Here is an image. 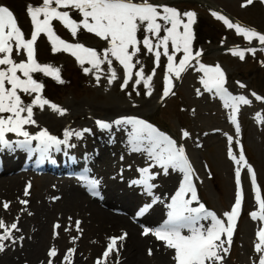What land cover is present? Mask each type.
Returning <instances> with one entry per match:
<instances>
[{
	"label": "snow or ice",
	"instance_id": "6c2138e0",
	"mask_svg": "<svg viewBox=\"0 0 264 264\" xmlns=\"http://www.w3.org/2000/svg\"><path fill=\"white\" fill-rule=\"evenodd\" d=\"M252 3L253 0H243L242 6ZM73 10L79 14V19L73 17L71 14ZM26 12L32 25L30 36L27 38L14 12L7 5L0 4V147L10 150L16 147L24 148L29 153H39L40 159H45L50 158L49 153L52 150L60 151L61 145L73 147L70 143L71 137L80 138L85 133L91 132L88 128L79 131L65 128L63 139H60L51 134L47 128L41 127L35 133L28 131L26 126H38L34 118L35 107L43 110L48 106L60 115L68 111L67 108L44 97L42 95L44 83L34 78L33 74L39 72L57 82H64L60 67L38 60L36 44L41 34L47 38L52 53L63 51L71 54L81 65L83 72H91L95 76L97 83L104 72L102 66L106 65L109 73L106 77L108 84L111 85L120 79V88L125 90L131 82V87L137 96L141 95L140 86L144 89V95L150 97L153 94L154 77L162 56L166 58V64L161 101L175 94L173 91L175 81L181 79L182 74L189 68L199 71L201 73L199 80L203 89L224 101L225 106L231 111L230 119L235 124L236 132H240L237 115L241 105H251L253 101L244 94L234 95L229 91L226 87V71L219 63L212 65L201 62L203 49L193 47L196 35L194 25L198 16L196 11H182L155 0H42L38 5H27ZM211 15L222 21L226 28L242 36L249 45L256 40L259 50L264 51V32L234 22L220 11L213 10ZM54 21H59L70 32L73 41H76L79 32L86 31L105 41L106 47L98 51L95 47L87 46L82 42L62 38L54 27ZM228 51L243 61L246 53L255 56L258 48L234 46ZM20 56L23 58L16 59ZM141 56L151 57L153 67L149 72L145 71ZM113 61L121 66L122 77L118 76ZM261 63L264 64V61ZM236 83L241 88L246 87L241 81ZM126 94L129 98L132 97V92ZM23 95L32 99L26 103ZM196 95H202L200 89H196ZM250 95L255 100L264 102V96L255 91ZM133 104H135L134 100ZM256 116L259 122L264 123V116L261 113L257 112ZM95 123L102 130H110L113 125L131 126L128 141L132 150L146 152L152 162L139 168V178L130 181V184L140 186L144 192L153 196L152 203L144 204L136 213L137 216H143L152 204L160 199L152 192L157 187L154 181L160 172L167 175L171 169L182 173L179 186L171 195L170 203L167 204V218L157 227H143L141 232L143 236L151 234L158 241L163 242L165 249L172 252L173 264H226L225 258L230 253L244 198L241 167L246 168L250 173L259 208L258 211L250 212V216L254 220L264 222V198L257 183L256 171L246 159L242 145L239 156L229 149V155L236 164L234 203L229 210L218 215L215 210L209 209L201 202L196 184L199 177L185 146L178 143L177 139L148 120L135 115H121L112 121L96 119ZM9 134L22 139L13 141L9 139ZM190 135L189 131L182 130V137L187 138ZM228 140L231 142L233 137L228 136ZM33 141L36 142L35 146ZM154 166H158L160 171H152ZM99 184L100 181L97 179L89 181L93 195H99L97 190ZM30 188L29 182L24 190L25 196L29 195ZM19 203L27 205L29 201L22 199ZM10 204L11 201H3L0 207L7 211ZM18 222L19 217L10 224L0 217V252L10 243L15 244L17 239L23 240L22 236L15 235V232L20 231ZM53 227L58 229L59 222ZM75 228L78 232L81 231L79 220L75 221ZM65 231H69V228H65ZM55 235L59 233L54 232ZM127 236V231H122L120 235L108 237L106 249L100 257H97L95 264H108L110 254L115 255L116 264H119L120 249L117 243L121 242L122 247V242ZM256 236L258 242L254 244V250L260 255L258 261H254L253 264H264V226L258 228ZM77 238L72 237V240ZM147 251L149 255L153 254L151 248ZM58 252V248L52 246L47 253L46 264H53V258ZM74 252V248H68L62 256V264H72ZM40 264L45 262L41 261Z\"/></svg>",
	"mask_w": 264,
	"mask_h": 264
},
{
	"label": "rangeland",
	"instance_id": "374dc122",
	"mask_svg": "<svg viewBox=\"0 0 264 264\" xmlns=\"http://www.w3.org/2000/svg\"><path fill=\"white\" fill-rule=\"evenodd\" d=\"M19 1L22 2L24 0ZM26 1H30L34 6L42 3V0ZM0 2L10 4L11 7L13 6L19 18H21V24L19 23V26L24 28L27 31V35L30 36L32 25L28 14L25 12L26 7L24 9H18L11 0H0ZM155 2L167 3L182 11L188 10L186 8L187 5L180 6L178 4L183 2L196 4L195 7L199 9L201 13L206 11L205 16L209 19H216L211 15V11L216 10L228 15L234 22H240L241 24L248 25L264 32V2H262V0H253V3L247 6H242L243 0H155ZM173 3L176 5H173ZM71 14L76 19L80 18L75 10H73ZM216 20L219 21L218 19ZM219 22H221L222 25L218 23L215 24V27L213 26L211 28L209 26L206 33L199 35L197 34V16V22L194 25L196 35L193 41V47L194 49H203L201 62L212 65L219 63L223 67L227 74L226 87H228L230 92L234 95L244 94L252 99L253 103L251 105H241L237 115L240 124L239 133L236 132L235 124L230 119L231 111L225 106L224 101L216 99L212 93L203 89L199 80V76L201 75L199 71L189 68L182 74L181 79L175 81V87L173 89L175 94L169 95L161 101L160 96L162 94L163 73L166 64V58L163 56L161 57L160 66L156 69L153 94L150 97L144 95V89L140 86L141 95L137 96L135 90L131 87V82L129 87L125 90H121L120 88V79H117L109 85L106 78L109 74L106 65L102 66L104 72L101 74L99 83H97L95 76L91 72H83L81 65L77 63L76 59L71 54L63 51L52 53L50 44L43 34H41L37 40V42L42 43L44 46V50L40 54V62L51 63L54 66L60 67L63 80H67L68 76L70 77L73 68L79 71H77V75L79 76L77 79H74L76 91L73 92L68 89L66 91L62 90V92L56 95L55 99H50L44 92V89L42 91L44 97L68 109L64 115L66 116L65 120L72 121L70 124L71 126L81 127V129L84 127H93L95 126L96 119L117 118V116L121 114L140 115L142 118H148L158 123L184 141L188 156L195 160L202 171L206 161L209 163V167H211L214 173V178L211 180L208 174L204 173L203 182L199 180L200 194L202 201L207 204V207L215 210L218 215L223 211L229 210L235 198L234 173L236 164L229 155V149L239 156L241 148L237 142L241 141V138V145H245L247 149L246 152L243 151L245 157L255 169L260 184L264 187V123L259 122L256 116L257 112L264 116V102L257 101L250 95L252 91H255L259 95L264 96V68H262L264 64L261 63V61H264V51L259 50L256 40H253L252 44L249 45L242 36L237 35L234 30L226 28L222 21ZM53 23L57 33L62 38L73 41L70 32L59 21H54ZM222 31H225L226 34L219 35ZM76 41L82 42L87 46L95 47L98 51L106 47L105 41L86 31L79 32ZM221 41H223V43H221ZM234 46H257L258 51L255 56L246 53L245 59L241 61L228 51L229 48ZM45 49L49 50L52 56H56L53 57L55 60H53L52 57H48V53H46ZM22 58L23 56L16 57L18 60ZM140 58L144 63L145 71L149 72L153 67L151 57L141 56ZM85 66L88 65L85 64ZM113 66L116 67L118 76L122 77V68L118 65V62L113 61ZM33 75L39 80H43V78L40 77H46V75L39 72ZM236 81L243 82L246 87L241 88ZM196 89H200L202 95H196ZM127 92H132L131 98L126 94ZM23 98L26 103L32 99V97L27 95H23ZM133 100L135 104H133ZM147 102L150 103V106H144ZM109 106H114L120 111H117L114 115H104L101 110ZM42 111H49L53 116H64L53 111L50 107L45 106L43 110H40L38 107L34 108V118L38 119L37 116ZM38 123H40L39 120ZM47 126H53V128L50 129L53 132L60 130L57 129V124H47ZM26 127L29 130V126ZM33 127L35 130L39 128L32 125V128ZM32 128L31 130H33ZM182 130L189 131L191 135L187 138L182 137ZM230 133L236 135L239 141L233 138V140L229 142L228 136H232ZM112 136L120 138L119 134H112ZM9 137L14 139L16 136L9 134ZM93 141L94 140L90 139L89 142L93 143ZM188 141L195 144L194 148L187 145ZM241 171H243L245 175L247 201L243 213L238 217L230 253L225 258L226 264H253L254 261H258L260 255V253L254 250V244L258 242L256 232L260 225L259 220H254L250 216V212L257 210L258 203L254 199L248 170L246 169L244 171L241 167ZM116 172L118 171L115 170V172H110V175L116 174ZM6 177L8 176H4L1 180L6 181L10 179V177ZM32 183L34 187L32 197L34 198L36 195L35 190H39L40 193L42 192V181L35 180L32 181ZM0 189L1 194L2 188ZM46 190L50 192V195L56 194L57 191H62L60 189L52 190L51 185H47L45 191ZM37 199L38 203L42 204L45 203L44 201H47L43 196ZM121 204L113 203V206H120ZM6 212L9 211L7 210ZM55 214L56 213H45L40 216L39 214L28 212L29 218H38V221L32 222L30 227L34 230L37 227L40 230L41 226L38 224L41 222L44 225L46 221L48 225H52V222L58 218ZM2 218L4 220L6 219L4 217ZM246 228L250 229V231L247 232ZM23 235H27V232L24 230ZM51 247L52 246L48 247V251ZM104 249V246H99L97 253H95L93 257H100ZM7 256L8 255L0 256V264H2ZM83 257H85V254ZM112 259H114V255ZM58 260H60V258ZM83 261L88 263L90 261L91 264L94 260L93 258H89V260L86 259ZM31 264H36V262L33 261Z\"/></svg>",
	"mask_w": 264,
	"mask_h": 264
},
{
	"label": "bare ground",
	"instance_id": "6f19581e",
	"mask_svg": "<svg viewBox=\"0 0 264 264\" xmlns=\"http://www.w3.org/2000/svg\"><path fill=\"white\" fill-rule=\"evenodd\" d=\"M144 106H150V103L147 102ZM117 111L120 110L114 106H109L101 110L104 115H114ZM37 118V122L38 120L40 121L37 126L39 127L38 129L43 127L52 131L50 129H52L53 126L50 127L47 126V124H57V129H62L63 132L65 128L73 130V126L70 125L72 121L65 120V115L58 117V115L53 116L49 111H42ZM113 118L114 117L107 119ZM28 126L29 130H31L32 125ZM122 138L123 140L126 139V137L120 136V141ZM76 139L77 137L75 136L70 138V143L73 146L78 142ZM107 139L109 140L108 137ZM103 141L106 142L105 139ZM109 142L111 143V140H109ZM104 146L105 148H111L109 143L104 144ZM123 146L128 150L132 149L126 140H124ZM124 147H121L122 149H115V155L124 152ZM66 148L69 147L65 145L64 150H66ZM112 151L113 150H110L108 152L112 153ZM94 155L95 154H92L91 156L93 157ZM129 155L132 156L134 154ZM60 156H63V154H60ZM2 157H4L3 154ZM147 157L148 156H146V158ZM95 158L101 157L96 156ZM139 158L140 163H142L143 158ZM137 161H139V159H137ZM128 162H130V160H128ZM49 165L55 166V162L50 161ZM135 166L136 165H134V167ZM48 170L49 171H46L45 174L50 175L53 170ZM94 170L96 169L94 168ZM198 170L200 171L199 167ZM109 171L115 172L113 168L109 169ZM128 175H130V173H128ZM26 177L27 176H16L0 183V188H2L0 204H2L3 201H11L8 209L9 212L4 211V209L0 207V217L6 218L5 220H7L6 222L9 224L16 217H19L18 227L20 231L15 232V235L17 237H23L22 241L17 239L15 244L10 243L4 251L0 252V256L8 255L2 264H31L33 261H35L36 264H40L41 261L47 262L48 247L50 246H56L59 250L58 255L53 258L54 264H62V256L70 247L75 249L72 256L73 264H90V261L88 263L83 260L93 258L95 261V257L93 256L97 253L99 246H105L108 243V237L120 235L122 231H127L128 236L122 242V247L121 242L117 243V246H120L119 264H173L171 258L172 252L171 250L165 249L163 242L158 241L151 234L148 236L141 235L143 228H138L127 219L130 218V215L134 216V219H138L139 216H137L136 213L143 207L141 205L144 202L141 203V207L135 208L134 211L131 210V207L142 201H145V203H152L153 200L152 195H150L151 197H145L148 193L136 191L125 184L127 177L116 178L113 175H109L107 182H101L102 192L106 194L104 199L98 195H95L94 198L86 196L81 189L77 188L78 186L69 184H67V187H62L63 189L61 192H56V194L52 195H50L48 190L45 191L46 187L44 186L42 187L41 193L39 190H35L36 195L34 198L32 197L34 188L31 187L28 189L29 195L25 196L24 190L27 186L25 183L28 182ZM166 180L158 185H163V193L172 190L176 183V181H174L175 179L172 181L168 179V181H170L168 183H166ZM65 181L68 180L66 179ZM52 183L53 182L49 181V179L45 182L46 185H51ZM155 191L157 190L152 192L156 196L157 193ZM139 195L144 197H140ZM42 196L47 200L44 201V204L38 203L37 198H41ZM22 199H27L29 203L27 205L20 204L19 201ZM108 199L117 203H123L129 207V209L125 211L128 216H119L104 210L101 205ZM105 204L107 203L105 202ZM21 209H26V211H21ZM28 212L39 214L40 216L45 213H56L55 216L58 218L55 219V222H52V225H48L47 221L44 225L40 222L38 225L41 226V229L39 230V228L36 227L34 230L30 226L32 222L38 221V218H29ZM147 213L144 214V216H146V225L157 227L162 224L163 219L166 217L167 208H164L159 199L152 204L151 211ZM69 218H71V220H69ZM77 220L80 221L81 231L79 232L75 228V221ZM57 222H59L60 227L54 229L53 226ZM143 222L144 221H142V223ZM65 228H69V231H65ZM23 230L27 232L26 236L23 235ZM246 230L247 232L250 231L248 228H246ZM54 232H58L59 235L54 236ZM72 237L78 238L73 241ZM149 248L153 250L152 255L148 254L147 250ZM84 254L85 257H83ZM112 257L109 259L110 261L108 260L110 262L108 264H116V257L111 261ZM59 258L60 260H58Z\"/></svg>",
	"mask_w": 264,
	"mask_h": 264
}]
</instances>
